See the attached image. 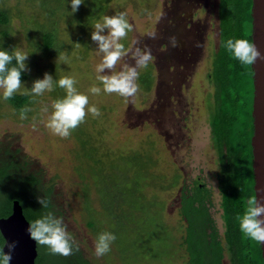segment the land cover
Segmentation results:
<instances>
[{
  "label": "rangeland",
  "instance_id": "rangeland-1",
  "mask_svg": "<svg viewBox=\"0 0 264 264\" xmlns=\"http://www.w3.org/2000/svg\"><path fill=\"white\" fill-rule=\"evenodd\" d=\"M29 5L27 0H0V8L8 9L10 15V46L29 54L26 64L30 71H26L29 77L24 86L31 89L45 73L56 81L72 76L78 92L87 95L90 105L98 107L102 115L94 118L89 113L69 138L62 139L46 123L53 102L66 95L64 89L56 86L42 96L30 95L25 106L33 110L26 120L19 118L20 108L5 101L0 90V154L5 150L15 153L29 172L38 175L41 189H50L53 212L64 218L93 264H185L187 253L181 244L185 223L177 208L182 185L196 181L211 189L209 210L223 230L216 179L219 165L209 127L213 88L207 80L218 45V0H112L83 36L78 37L77 27L62 17L58 24L62 48L53 55L44 54L26 35L27 20L34 17ZM118 12H126L134 26L121 43L131 50L147 46L153 57L147 68L139 69L140 91L134 100L105 93L97 79L96 66L102 56L97 54L91 32L104 16ZM153 31L156 39L148 37ZM173 36L177 47L169 43ZM61 55L68 57L67 63L57 61ZM125 63L134 65L131 53L117 65V71ZM146 74L151 77L149 88L140 81ZM92 86L101 89L98 95L89 92ZM45 105L48 113L41 112ZM14 190L20 195L26 218L33 222L29 208L36 197L25 186ZM144 196L154 200L155 196L163 203L162 220L170 237L163 235L165 231L149 233L155 228L144 225L134 210L128 214L126 226H115L117 213ZM150 218L151 224L163 227L160 217ZM103 231L112 232L117 239L108 254L97 258L94 241ZM43 255L52 256L47 247L38 245L40 264Z\"/></svg>",
  "mask_w": 264,
  "mask_h": 264
},
{
  "label": "trees",
  "instance_id": "trees-1",
  "mask_svg": "<svg viewBox=\"0 0 264 264\" xmlns=\"http://www.w3.org/2000/svg\"><path fill=\"white\" fill-rule=\"evenodd\" d=\"M110 1L112 0H84L78 11L72 13L71 0H50L49 3L45 0H27L34 17L27 20L26 35L34 44H38L44 54H56L62 48L58 25L62 17H66L70 25L77 27L80 32L78 37L83 36L86 28L102 15ZM251 4L252 0H218V45L212 54L207 80L213 88L212 101L208 104L209 127L219 165L216 177L223 230H219L209 212L210 198L204 185L195 186L192 193H184L183 190L180 213L186 220V232L181 242L187 253L185 264H264L260 244L246 238L236 220L247 208L248 200L254 196L250 144L253 133V72L251 65H242L224 47L229 38L247 39L251 42ZM9 23L8 9L0 8V49L11 52L13 48L8 41L7 30ZM28 77V73L24 72L21 79L24 81ZM140 81L145 88H149L151 77L146 74L140 77ZM29 101L30 95L21 93L7 100L15 108H21ZM7 154L10 156L0 161V215L7 214L11 210L12 201L20 198L19 193L14 190L18 185L28 188L33 197L44 196L49 199L50 189H41V180L28 171L26 162L10 150ZM153 197L155 200L151 196L136 198L134 206H125L117 213L119 218L115 216L113 219L115 226H126L130 219L127 216L134 210L143 218L144 225L155 228L149 233L165 231L163 235L170 237L162 220L163 203ZM154 208L156 213H152ZM29 209L35 220L47 211H53L51 202L48 209H43L37 201ZM143 213L146 217H143ZM151 215L153 218L155 215L160 217L164 228H159L156 222L151 224ZM128 257L131 258L130 255ZM154 260L159 259L154 257Z\"/></svg>",
  "mask_w": 264,
  "mask_h": 264
},
{
  "label": "clouds",
  "instance_id": "clouds-1",
  "mask_svg": "<svg viewBox=\"0 0 264 264\" xmlns=\"http://www.w3.org/2000/svg\"><path fill=\"white\" fill-rule=\"evenodd\" d=\"M84 0H71L72 13H76ZM133 24L129 23L126 12H118L111 16H104L102 22H96L91 32V39L97 44V54L102 56L101 62L96 66L97 79L103 85V91L107 94H117L128 100H134L140 91L137 83L139 69L147 68L152 61L151 49L145 46L143 49L136 47L135 50L126 49L121 43L127 38L128 33L133 31ZM105 30L107 34L105 35ZM150 39H156L155 31L149 32ZM172 47H177L178 42L175 36L169 38ZM79 46V43H77ZM225 49L231 56L242 65H253L257 60H264V54L257 48L254 42L247 39L229 38L224 43ZM135 62L134 65L125 63L117 71V65L124 57L129 56ZM29 54L14 48L11 52L0 49V90L5 101L12 99L17 93L24 91L23 95L33 97L42 96L45 92H51L56 86L64 89L66 95L57 99L52 104V112L47 118L46 127L52 134L62 139H67L72 132L86 120L90 113L94 118L102 115L100 109L90 105L89 97L78 92L75 87L77 81L72 76H64L58 81L53 76L45 73L43 79L33 82L31 89L24 86L21 79L22 74L30 71L26 61ZM67 63L66 55L58 56L57 61ZM15 61V64H13ZM101 89L92 86L89 92L98 95ZM33 109L24 106L19 110V118L26 120L27 114ZM42 113H48V107L41 108ZM35 120V118H33ZM35 128V123L33 124ZM37 203L43 209H48L50 200L44 196H37ZM248 206L242 215H238L241 233L259 244H264V203L257 196L248 200ZM30 238L39 246H45L52 255L68 257L78 252L79 244L69 232L68 226L62 216H57L53 211H47L40 218L34 220L27 228ZM117 237L110 231H103L98 234L94 241V252L97 258L103 257L111 251V246ZM8 251L0 248V264H10L12 253L15 250L16 242L6 244Z\"/></svg>",
  "mask_w": 264,
  "mask_h": 264
},
{
  "label": "water",
  "instance_id": "water-1",
  "mask_svg": "<svg viewBox=\"0 0 264 264\" xmlns=\"http://www.w3.org/2000/svg\"><path fill=\"white\" fill-rule=\"evenodd\" d=\"M251 42L264 54V0H252L251 4ZM252 69V125L253 133L251 144V166L253 174L254 196L264 203V60H257L251 65ZM22 205L14 199L11 205V214L0 218V230L5 238L3 250L8 251L6 244L16 242L10 264H35L37 255L36 243L33 241L27 228ZM261 257L264 263V244H260Z\"/></svg>",
  "mask_w": 264,
  "mask_h": 264
},
{
  "label": "flooded vegetation",
  "instance_id": "flooded-vegetation-1",
  "mask_svg": "<svg viewBox=\"0 0 264 264\" xmlns=\"http://www.w3.org/2000/svg\"><path fill=\"white\" fill-rule=\"evenodd\" d=\"M217 49V47H216ZM215 51V50H214ZM213 51V52H214ZM8 156H10V154H7V150H5L3 153L0 154V161L1 160H4L6 159ZM36 174V173H35ZM37 175V174H36ZM217 175V173H216ZM38 176V175H37ZM217 179V177H216ZM194 181L192 184H186V185H182L179 189V194H178V199H177V205H178V212H179V216H181L182 218V221H184V223L186 224V220L185 218L182 216V214L180 213V209H181V194H182V191L184 190V193H192L193 189L195 186H199L201 187L202 185H204V187L206 188L207 190V195L208 197L210 198V201H211V196H212V191L211 189L206 186L204 183H198ZM185 188V189H184ZM217 188H218V183H217ZM219 191V190H218ZM0 192H2L1 190V186H0ZM220 195V194H219ZM12 205V204H11ZM210 204H208L209 206ZM210 212V210H209ZM24 213V212H23ZM11 214V210L5 214V215H0V218H6L7 216H9ZM211 214V213H210ZM25 215V214H24ZM212 216V215H211ZM26 217V216H25ZM28 220V218H26ZM29 221V220H28ZM29 223H31L29 221ZM184 230L186 232V226L184 225ZM185 235V234H184ZM183 235V236H184ZM5 243V238L3 236V234L1 233V230H0V248L3 249V245ZM36 249H37V255L35 257V260H34V263L35 264H40L37 262V259H38V245L36 244ZM79 251L78 252H74L73 255H70L68 257H65V256H62V255H52V256H44L43 255V258L40 257L41 259V264H93L89 259L86 258V255L84 254V252L81 250V248L79 247ZM59 257V258H57ZM40 259H39V262H40Z\"/></svg>",
  "mask_w": 264,
  "mask_h": 264
}]
</instances>
